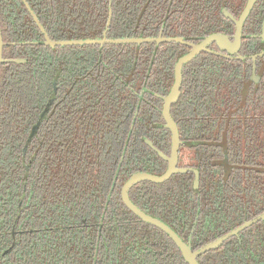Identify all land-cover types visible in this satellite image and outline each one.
<instances>
[{"label": "trees", "instance_id": "1", "mask_svg": "<svg viewBox=\"0 0 264 264\" xmlns=\"http://www.w3.org/2000/svg\"><path fill=\"white\" fill-rule=\"evenodd\" d=\"M27 1L55 40L102 38L111 2L109 38L155 37L161 28L183 27L185 37L199 42L224 24V9L238 16L247 0ZM263 21L264 0H258L246 28L257 32ZM0 25L4 58L20 59L0 68V264H189L169 234L131 213L121 198L122 185L135 172L162 175L166 169L146 141L170 149L169 137L161 138L166 129L161 104H154L159 98L146 91L139 99L134 88L148 89L166 75L168 51L151 42L46 45L23 0H0ZM219 59L204 53L192 61L173 106L180 126L194 124L187 146L201 170L199 188L194 173L186 172L163 183L142 181L130 191L140 209H154L193 250L240 226L245 214L251 219L264 211L236 197L247 169L238 167L244 180L236 184L230 162L235 123L263 150L262 119L250 122L246 111L236 115L232 108L248 105L250 96L263 107L264 91L241 89L245 74L233 78L225 63L211 62ZM166 86L171 84L161 89ZM135 121L142 127L137 124L133 134ZM198 261L264 264V220Z\"/></svg>", "mask_w": 264, "mask_h": 264}, {"label": "flooded vegetation", "instance_id": "2", "mask_svg": "<svg viewBox=\"0 0 264 264\" xmlns=\"http://www.w3.org/2000/svg\"><path fill=\"white\" fill-rule=\"evenodd\" d=\"M257 2H258V0H256L254 6L256 5ZM254 6H253V8H254ZM243 8H242V10H243ZM253 8L251 9V11L253 10ZM242 10H241V12H242ZM225 11H227L231 16H227L225 14ZM251 11H250L249 15L247 16V18L245 19V21L243 23L241 44H240V47H239V49H238V51L236 53H229L226 50H222L219 47V45L217 44V42H211V43L207 44L205 46V49L200 51L193 60H191V61H189V62L184 64V66L182 68V85H181L180 98L182 96V92H183L182 88L184 86V82L186 83V82H188L187 80H189V78H187V75H188L189 71L192 68L191 67L192 61H194L197 57H199L200 55H202L204 53L205 54H211V55H214L216 57H219L220 58L219 60H212L211 62L212 63H218V64L219 63H225L224 66L225 67H230L229 68L230 71L233 72V74H232L233 78H235L237 76V72H239V71L244 73L245 74V79H246L247 82L243 85V87L241 89L248 88L251 92H257L260 89H263V91H264V75H259L260 68L264 67V21H263V25H262L261 29L257 30V32H253V33H252V31L250 32L248 30V28H246V24H247V20H248L250 14H251ZM241 12H239V15L236 16V15L233 14V12H231V11H229L227 9H224L223 13H224L225 18L223 20H221V21H223L222 23H224V24H222L221 27H220L219 24H217L215 26V30L216 31L211 33L207 37H209V36H211L213 34L222 33V34L227 35L228 37H230L231 41H234V36H235L236 29H237L236 20L239 19ZM248 36L250 38H248ZM155 37L156 38L157 37H168V38H182L183 39V42L182 41H174V40L161 41V42H151V43H156L157 44L155 46L156 49H158V46H161L160 47L161 50H167L169 56H171V58H169V60L167 61V65H166L167 73H166V75H164L162 77H160V76L157 77V79L154 80V85L151 86V87L149 86L148 89L145 87L144 88L145 90L144 89L142 90L141 84L134 88V91H135L134 92V96H136L139 99L141 98V95H143L146 91H149L153 96L159 98V101H154V104H155V106H157L158 104H161L159 110H160V112L162 114V110H163V106H164V102H165L164 99L171 92V89H172V87L174 85V82L176 80V65H177L178 61L180 60V58H182L183 56H185L186 54H188L192 50V46L189 43L200 44L207 37H205L204 39L200 40L199 42L193 41L189 37H185V33H184V30H183V27L182 28L176 27L175 29H171V28L164 29V28H161V30L159 31V33ZM145 43H150V42H145ZM136 44H140L141 45L142 43H136ZM163 44H167L168 46L162 47ZM156 49H155V51H156ZM154 56H156V53H155ZM176 58L178 59L177 61L175 60ZM221 58H223L224 60H221ZM261 58H263V59H261ZM227 62L229 64H227ZM157 65H158V63H157ZM205 78L212 79L214 77L213 76H208V77H205ZM190 79L194 81L196 79V76H194V77H192ZM195 81H197V80H195ZM218 82H219V80L217 82H215L211 86L213 88H216L217 85H218L217 84ZM164 83L171 84V87L168 88V86H166L165 89H161V88H163ZM159 86H160V88L158 89ZM207 87H209V85H207ZM180 98H179V100H180ZM161 99H162V102L160 103ZM263 102H264V95L262 96V101H261L260 104H262ZM247 103H248V105H243L242 107L234 106L232 108V111H235L236 115H238L239 112L246 111V113H248L247 119L250 122H251V120L258 121L259 119H262V121L264 122V113H262V116H260V111H264V106L263 107L259 106L258 97L250 96V100H248ZM175 104H173L172 107H171V114H172L175 122L177 123V125L179 127L180 139H181V142H182L181 145H180V148H179L177 166L179 168L197 169L198 183H197V186L195 184V187L199 188L200 180L202 179L201 170H200L199 167L196 166L195 162L191 161V159H192L191 156H192L193 150L189 149V147L187 146L188 137L190 136V128H192L194 124L186 122V123H183L182 126H180V124L178 123V121L174 117V113H173V106ZM135 113H136L135 114V118L137 120L138 115L140 114L138 107H137ZM236 115H234L236 121L237 120H240V121L245 120V119H243L241 117H238ZM162 117H163V114H162ZM153 118H155L154 115H153ZM163 119H164V117H163ZM188 121H190V119H188ZM137 124H139L141 126V123H138V122L135 121V123L131 127V130H130L131 133H133V134L135 133L136 134V131H137L136 129L140 130L139 127L137 126ZM164 126H165V129H166L165 130V136H162L161 138L163 139L164 137H169V142H170L169 151L167 150L166 152H163V151L159 150L158 147L156 145H154L153 140H151V139L146 138V141H147L148 144H150L149 142H151L152 144H150V145L154 149H156L158 151V153H159V151H161V152H163L166 155H170L171 154V149H172V132H171L170 128H168L166 126V121H165V125ZM205 126H206L205 124L202 125V127H205ZM143 128H144V126H143ZM181 128H183L184 136L181 133ZM233 130H234L233 131V137H232L233 138L232 139L233 143L231 144V152H232L231 155H232V158L230 159V162L233 164L234 170L236 172V177H235V180H234L236 184L239 181L244 180V179L241 178L242 175L240 174L238 167H240V168L244 167L243 164H245V167L247 169L246 174H243V176H246L245 180L242 181V184H240V186H236L235 187V194H236L237 198L242 199L243 201L249 202L250 206L253 207V209H258L260 211L261 209H264V190L263 189L259 190L260 183L264 179V176L263 177L259 176L258 172L261 171V170L264 172V166L263 167H259L258 163L259 162H262V164L264 163V146H263V150L260 151V147L255 145V141H250L249 139H245L243 137L244 135L241 132L238 133L239 129H238L236 123L233 126ZM141 131L138 133L139 135H143L144 134L143 131L142 132ZM186 131H187V133H186ZM158 142H160V141H157V143ZM159 155L161 156L160 153H159ZM161 158L164 160V165H166V169H165V171H166L167 168H168V162L162 156H161ZM139 172H146V171H139ZM187 172H193L194 173V177H195L194 178L195 179L194 183H196L195 182L196 181V172H194L193 170H189ZM135 173H137V172H135ZM149 173H151V172H149ZM181 173H186V172H181ZM152 174H155V173H152ZM177 174H179V173H177ZM114 183L116 184L115 181H114ZM123 185H122V187H123ZM131 189H130V191H131ZM121 190H122V188H121ZM129 194H130V192H129ZM201 197H202V194L199 193L197 195V198H198L199 202L201 200ZM121 198H122V196H121ZM236 204H237V201H236ZM261 205H262V207H261ZM251 207H249L248 209H252ZM129 211L131 213L135 214L130 209H129ZM143 211L146 212V210H143ZM149 212H146V213L151 215V216H153V217H155V218L161 219L160 216L154 212V209H149ZM200 213L201 212L199 210L198 213H197V216L195 218L194 226L197 225L196 223L200 219V216H201ZM127 214H129V213H127ZM263 214H264V211L260 212L255 218H251V219H247V214H245L244 215V219H243V223L240 226H238V227H236V228H234L232 230H235V229L241 227L247 221H253L256 218H259ZM136 216H138V215L136 214ZM263 220L264 219H259L257 222L252 223L250 226H252V225H254V224L258 223V222H261ZM161 221H163V220L161 219ZM164 223H165V221H164ZM104 224L105 223L102 221V222H100L99 225L102 228L104 226ZM167 225H169V224L167 223ZM250 226H248L247 228H249ZM155 227H157V226H155ZM247 228H245L244 230H246ZM232 230H230V232ZM244 230L239 231L238 233H236L234 235H237L240 232H243ZM228 233H226V234H228ZM226 234H224V235H222V236H220L218 238H221V237L225 236ZM218 238H216V239H218ZM183 241H185V240L183 239Z\"/></svg>", "mask_w": 264, "mask_h": 264}, {"label": "water", "instance_id": "3", "mask_svg": "<svg viewBox=\"0 0 264 264\" xmlns=\"http://www.w3.org/2000/svg\"><path fill=\"white\" fill-rule=\"evenodd\" d=\"M31 12L35 22L38 24L40 30L44 33V38H45V44L56 47V46H64V45H83V44H99L103 46L106 43H145V42H161V41H182V38H168V37H146V38H140V37H125V38H108V31L110 28V25L112 23L113 19V9H112V3L110 2V10H109V17L107 20L106 24V29L104 31V35L102 38H97V39H60V40H55L51 38L49 33L46 31L44 25L42 24L40 18L38 15L35 13V11L31 8L30 3L27 0H23ZM256 0H247L241 14L238 20H236L237 24V29L235 32L234 36V41H231L230 37L227 35H224L222 33H217L213 34L209 37H207L203 42L200 44H193L189 43L192 46V50L180 58L176 65V80L174 82V85L171 89V92L169 93L168 96L165 97L164 99V106L162 110L163 117L166 121V126L170 128L172 132V149H171V154L166 155L163 152L159 151L161 156L168 162V168L163 173L162 175H156L152 174L149 172H137L134 173L131 177H129L125 184L122 187L121 190V196L124 204L135 214H137L139 217L142 218L143 221L151 223L162 230H164L166 233H168L177 246L181 249L184 258L189 262V264H200L198 261V257L207 252L208 250L211 249H216L220 247L224 241L230 237H232L234 234L238 233L239 231L244 230L248 226H250L252 223L257 222L259 219H264V214L261 215L259 218H256L253 221H247L245 222L241 227L232 230L225 236L218 238L212 242H209L205 246L201 247L198 250H193L189 244H187L183 239L178 235V233L171 228L169 225L165 224L163 221H161L158 218H155L149 214H147L145 211L140 209L131 199L130 197V189L142 182V181H152L154 183H163L169 180L174 174L181 173V172H187L189 170H193L196 172V186L198 183V173L197 169H190V168H179L177 166L178 163V155H179V148L181 145V139H180V131L177 123L175 122L172 114H171V107L173 104H175L181 95V85H182V68L185 63L193 60L197 54L205 49V46L211 42H217L219 47L222 50H226L229 53H236L240 47L241 44V37H242V28H243V23L247 16L249 15L251 9L253 8ZM225 14L227 16H231L227 11H225ZM19 42H14V44H17ZM26 43H31V42H26ZM4 38H3V33L0 25V68L3 63L5 62H12V61H17L20 62V59H6L4 58ZM152 144L151 142H149Z\"/></svg>", "mask_w": 264, "mask_h": 264}]
</instances>
